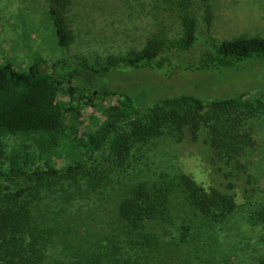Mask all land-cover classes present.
Listing matches in <instances>:
<instances>
[{
    "label": "trees",
    "instance_id": "1",
    "mask_svg": "<svg viewBox=\"0 0 264 264\" xmlns=\"http://www.w3.org/2000/svg\"><path fill=\"white\" fill-rule=\"evenodd\" d=\"M72 2L45 0L53 36L62 48L72 39L65 19ZM194 2L166 0L170 6H180L177 12L184 27L181 39L167 41L156 33L141 50L109 55L99 66L68 63L63 67L55 63L50 67L34 50L30 51L34 58L26 67L16 68L9 59L0 62V264H207L209 257L193 263L187 254L191 252L188 244L196 243L194 252L205 253L220 245L219 238L230 233L233 222L264 224V199L248 208L242 205L237 216L239 206L233 193L213 185L206 187L188 173L166 172L158 178L132 181L116 178L127 171L120 167L132 154L131 144L164 135L182 141L188 132L196 139L203 127L216 152L232 166L230 170L239 165V170L249 172L250 162L244 159L250 155L254 140L253 130L245 126L251 117L264 114V87L254 98L249 90L212 100L179 94L138 105L126 91L101 82L111 68H161L170 63L166 57L155 61L161 49L192 46L198 39L197 18L189 9ZM205 14L210 23V7ZM215 49L225 61L204 60L185 68L236 67L252 56H264V36L235 37L215 44ZM60 95L69 100L59 99ZM104 96H119L123 101L106 109L111 119L106 126L91 130L87 138L79 137L81 108ZM124 124L128 130L122 128ZM67 128L72 132L66 145L72 160L58 167L51 160L62 156ZM9 137H14V151L8 153ZM36 158L44 159L43 164L36 165ZM91 193L100 197L119 193L117 216L113 217L119 225L118 234H108L107 243L97 251L85 252L77 246V254L67 246L66 252L73 255L66 257H72L55 260L57 239L61 252L64 243L72 240H67L68 231L52 214L49 202L61 200L63 210ZM68 226L73 230V225ZM167 227L170 232L174 228L169 241L158 232ZM100 241L105 242L98 239L94 244ZM255 261L264 264V251Z\"/></svg>",
    "mask_w": 264,
    "mask_h": 264
},
{
    "label": "rangeland",
    "instance_id": "2",
    "mask_svg": "<svg viewBox=\"0 0 264 264\" xmlns=\"http://www.w3.org/2000/svg\"><path fill=\"white\" fill-rule=\"evenodd\" d=\"M72 1L65 13L72 39L67 48H62L53 36V25L48 15L49 3H45V0H39V3L33 0H0V62L9 59L16 68L26 67L34 58L30 52L34 50V53L47 59L50 67L55 63H61L63 67H68V63L99 66L109 55L141 50L153 34L159 33L165 40L173 42L183 37L184 27L177 12L180 6H170L166 0ZM208 7L213 11L210 23H207L205 14ZM189 9L198 22V39L192 46L180 48L174 45L169 50L161 49L155 61L163 57L170 60L161 68H111L101 82H106L111 89L126 91L138 105L151 104L179 94L212 100L236 96L246 90L254 98L262 92L264 56H252L236 67H185L199 65L204 60L225 61L215 49V44L224 40L240 36H264V0H195ZM58 98L69 100L67 96L60 95ZM121 101L123 98L119 96H104L95 99L92 105L82 107L77 125L78 136L87 138L91 130L106 126L111 120L106 109L119 105ZM70 119L71 114L68 113V123ZM247 123L245 127L253 130L254 140L250 155L244 159L250 162V176L239 170V165L230 170L232 166L227 165L216 152L207 128L203 127L196 139L188 132L182 141L164 135L147 143L131 144L132 154L120 167H126L127 171L116 178L132 181L158 178L166 172L188 173L206 187L213 185L233 193L239 206L236 215L239 216L242 205L248 208L264 199V114L251 117ZM122 128L129 129L127 124ZM66 134L62 142L65 145L62 156H55L51 160L58 167L72 160L66 146L68 136L72 135L69 128ZM13 146L14 137H9L8 153L14 151ZM43 162L44 159H35L36 165ZM119 193L110 197L91 193L87 197H79L71 205L67 204L63 210L61 200L49 202L52 214L60 219L68 231L67 240H72L64 243L66 246L61 252L57 239L55 260L72 257H66L73 255L66 252L67 246L72 249L83 247L85 252L93 248L97 251L107 243L108 234H118L119 225L113 217L117 216ZM232 224L234 228L219 238L220 245L215 249L196 253L194 246L197 244H188L191 245V252L187 254L190 259L193 258V263H201L209 257L207 264L208 261L209 264L225 261L229 264H255L256 258L264 251V224ZM68 225H73V230ZM158 232L166 241L173 235L169 227L159 228ZM98 239L105 242L94 244ZM110 241L115 242L113 238ZM74 251L78 254L77 248Z\"/></svg>",
    "mask_w": 264,
    "mask_h": 264
}]
</instances>
